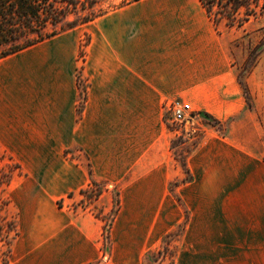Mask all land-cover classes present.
Wrapping results in <instances>:
<instances>
[{"label": "crops", "instance_id": "obj_1", "mask_svg": "<svg viewBox=\"0 0 264 264\" xmlns=\"http://www.w3.org/2000/svg\"><path fill=\"white\" fill-rule=\"evenodd\" d=\"M197 2L193 9L137 0L86 23L87 92L80 115L77 43L67 45L66 32L0 59V149L28 174L52 177L42 187L52 198L90 179L119 185L121 206L104 264H142L181 218L180 203L168 189L182 171L170 149L165 100L180 99L228 120L225 136L211 134L186 158L192 179L175 190L190 210L188 229L204 222L196 209L212 207L219 192L253 176L252 168L236 166L238 158L252 156L244 133L253 122L246 119L230 41ZM65 149L82 151L90 171L67 159ZM18 207L20 234L6 264L98 259L99 218L27 195Z\"/></svg>", "mask_w": 264, "mask_h": 264}, {"label": "rangeland", "instance_id": "obj_2", "mask_svg": "<svg viewBox=\"0 0 264 264\" xmlns=\"http://www.w3.org/2000/svg\"><path fill=\"white\" fill-rule=\"evenodd\" d=\"M133 3V2H131ZM198 8L197 0H156V6ZM126 0H102L105 13L128 6ZM90 27L79 25L66 31L63 36L67 45L77 43L75 74L78 85L76 109L80 115L87 92L84 76L86 47ZM230 41L232 58L235 60L237 81L245 100L246 119L253 126L244 133L250 141L246 144L251 157L237 160L236 166L245 164L253 169V176L239 181L235 186L219 192L211 205L196 209L203 223L188 229L190 210L184 206L176 193V186L191 181L186 158L199 143L211 134L225 136L226 121L199 112L193 125L173 123L164 109V121L170 132V149L182 177L169 183V192L180 203L181 218L148 249L142 264H264V47L260 45L264 33V15L253 18L241 27L216 29ZM232 48L234 50H232ZM67 159H76L88 170L89 163L79 149H65ZM90 171V170H89ZM259 174V175H258ZM262 174V175H260ZM47 176L28 174L20 161L0 149V264L12 260L13 241L20 234L18 202L25 195L32 199L53 201L59 208L72 213H90L102 221L97 260L87 264H104L110 259L112 227L120 210L119 185L103 181H90L76 191L50 197L42 187L51 185ZM48 193H52L48 191Z\"/></svg>", "mask_w": 264, "mask_h": 264}, {"label": "trees", "instance_id": "obj_3", "mask_svg": "<svg viewBox=\"0 0 264 264\" xmlns=\"http://www.w3.org/2000/svg\"><path fill=\"white\" fill-rule=\"evenodd\" d=\"M137 0H126L131 3ZM217 29L264 15V0H199ZM102 0H0V59L104 14ZM264 47V33L260 40ZM206 116H210L204 113Z\"/></svg>", "mask_w": 264, "mask_h": 264}, {"label": "built area", "instance_id": "obj_4", "mask_svg": "<svg viewBox=\"0 0 264 264\" xmlns=\"http://www.w3.org/2000/svg\"><path fill=\"white\" fill-rule=\"evenodd\" d=\"M163 108L170 115L171 121L179 125L181 131H183V126L193 125L194 117L199 114L187 102L180 99L165 100Z\"/></svg>", "mask_w": 264, "mask_h": 264}]
</instances>
